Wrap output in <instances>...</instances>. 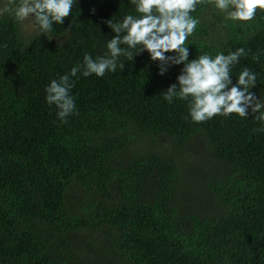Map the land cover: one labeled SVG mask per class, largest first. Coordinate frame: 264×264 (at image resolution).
Masks as SVG:
<instances>
[{
  "label": "trees",
  "instance_id": "1",
  "mask_svg": "<svg viewBox=\"0 0 264 264\" xmlns=\"http://www.w3.org/2000/svg\"><path fill=\"white\" fill-rule=\"evenodd\" d=\"M128 14L130 0H76L46 36L0 15V264H264V124L251 108L192 121L187 101L163 98L183 64L160 75L147 51L70 76L66 123L46 102L52 80L106 53V21ZM191 15L189 60L244 48L232 82L248 68L264 99V10Z\"/></svg>",
  "mask_w": 264,
  "mask_h": 264
},
{
  "label": "clouds",
  "instance_id": "2",
  "mask_svg": "<svg viewBox=\"0 0 264 264\" xmlns=\"http://www.w3.org/2000/svg\"><path fill=\"white\" fill-rule=\"evenodd\" d=\"M130 3L135 6L136 15H125L115 23L106 21L115 33L107 42L106 53L95 59L86 54L82 65L73 67L70 74L52 80L46 87V102L56 106L62 122H67L76 107L70 94L73 87L70 76L82 71L85 77L92 74L102 77L108 71L115 72L117 67L124 68L123 63H118L121 56L133 61L135 55L147 51L153 61L159 62L160 75L170 66L183 64L178 83L172 84L163 98L168 103H173L174 98L187 101L192 121L200 123L230 114L243 118L251 108L254 119L264 124V99H258L250 91L257 83L256 74L244 68L237 82H232V67L246 55L245 49L214 57L205 53L189 60L186 46L199 23L191 15L198 5L210 4L228 20L247 22L255 18L257 9L264 10V0H130ZM75 4L76 0H7L0 7V15L8 13L17 22L32 18L40 34L46 36L52 32L54 23L63 24Z\"/></svg>",
  "mask_w": 264,
  "mask_h": 264
},
{
  "label": "rangeland",
  "instance_id": "3",
  "mask_svg": "<svg viewBox=\"0 0 264 264\" xmlns=\"http://www.w3.org/2000/svg\"><path fill=\"white\" fill-rule=\"evenodd\" d=\"M23 23V30L26 36H30L33 33H35L39 28L36 26L35 22L32 20V18L25 20L22 22ZM60 40V39H56Z\"/></svg>",
  "mask_w": 264,
  "mask_h": 264
}]
</instances>
